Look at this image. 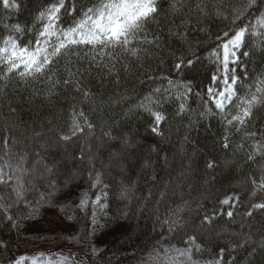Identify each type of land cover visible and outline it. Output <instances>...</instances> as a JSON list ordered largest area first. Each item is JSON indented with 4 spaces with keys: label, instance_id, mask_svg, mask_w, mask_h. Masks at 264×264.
Wrapping results in <instances>:
<instances>
[{
    "label": "trees",
    "instance_id": "1",
    "mask_svg": "<svg viewBox=\"0 0 264 264\" xmlns=\"http://www.w3.org/2000/svg\"><path fill=\"white\" fill-rule=\"evenodd\" d=\"M94 2L79 0L78 6ZM176 2L157 0V13L131 45L138 49L135 56L117 50L115 59L99 66L85 56L87 50L61 57L49 73L52 82L60 81L55 87L47 78L0 80V154L7 139L15 153L27 155L28 167L39 160L44 176L27 202L12 207V220L0 212V264L21 255L27 257L22 264H56L61 255L68 257L65 264H157L149 259L154 249L162 243L184 247L188 235L202 245V261L224 249L223 264H264V210L251 209L253 202H264V193L252 198L249 183L264 172V155L248 159L253 141L246 136H264V109L240 131L219 114L200 117L199 93L216 67L210 56L216 34L234 26V9L244 0H180L173 11ZM39 6L40 0H23L19 10L0 4V34L19 24L29 29L21 39H32ZM260 11L264 0L246 10L244 22ZM244 51L249 55L241 57L242 84H252L264 74V42L250 37ZM182 56L199 58L195 70L174 68ZM65 79L73 83L64 85ZM182 84L191 86L186 97ZM147 96L159 101L152 111L163 116L162 135L152 131L154 117L135 107ZM73 109L85 112L94 129L62 140ZM97 174L100 184L92 188ZM85 192L89 203L81 208ZM102 193L105 207H94L91 200ZM0 195H7L5 186ZM229 195L238 199L221 205ZM178 206L183 210L176 219L188 227L169 232L163 221ZM205 214L215 215L202 225Z\"/></svg>",
    "mask_w": 264,
    "mask_h": 264
},
{
    "label": "snow or ice",
    "instance_id": "2",
    "mask_svg": "<svg viewBox=\"0 0 264 264\" xmlns=\"http://www.w3.org/2000/svg\"><path fill=\"white\" fill-rule=\"evenodd\" d=\"M179 3L180 0H177L172 5L173 11L178 9ZM255 3L256 0H244L241 6L234 9L232 20L234 26L216 34V46L210 52V56L214 57L215 71L210 75L207 87L199 93L204 97V108L200 117L219 114L228 127L237 131L251 119L255 111L264 109V74L257 77L252 84H242L243 78L240 73L241 57L249 55V52L244 51L248 46V39L251 37L264 42V11L258 12L247 23L244 22L246 10L252 8ZM0 4L5 9L19 10L23 7V0H0ZM78 4L79 0H40V6L33 15L31 26L33 38L27 42L21 39V35L29 31L27 26L21 27L17 24L6 28L7 34H0V80L18 76L25 81L47 78L52 82L49 73L53 71L60 58L78 55L82 50H87L85 56L97 66L104 64L106 58L115 59L117 50L135 56L138 49L131 45L144 31L147 21L158 11L157 0H96L90 7ZM198 59L182 56L178 58L174 68L178 72L185 69L195 70ZM69 75L73 74L69 72ZM59 83V80L52 82L53 87ZM70 83H73L70 79L63 81L64 85ZM169 83L172 84L173 81L169 80ZM181 87L185 91L180 95L186 97L187 93L191 92V86L182 84ZM76 90L80 91L79 86ZM154 91L159 92L160 89ZM84 96L88 97L89 93L85 91ZM157 103L158 100L147 96L135 107L144 109L154 117L155 126L152 131L162 135L159 124L163 116L152 111V105ZM181 109L183 110V105ZM85 128L91 132L94 125L85 112L73 109L68 133H62L60 138L69 140L82 134ZM246 136L253 141L248 159H254L256 154L264 155V136L259 140L256 139V132H247ZM227 140L226 136L225 148L230 146ZM40 163L36 160L28 167L27 155L15 153L9 147L7 139L5 140L4 151L0 154V186L6 187L7 195H0V212L7 219L12 220L9 213L15 204L27 202V194L38 191L37 182L44 179L43 174H38ZM208 167L212 168L214 165L210 163ZM52 171L51 168H46L49 175ZM249 183L250 196L258 198L264 193V172L259 177H250ZM54 184L55 181H49L50 187ZM99 184L100 176L97 174L91 187L96 188ZM105 196L106 193L97 194L95 199L91 200V204L94 207L97 205L100 208L105 207L101 202ZM233 199H238V196H226L219 203L230 206ZM88 203V193L85 192L80 199L79 207L84 208ZM251 209L264 210V202H253ZM182 210L178 206L169 213L170 218L163 221L169 225V232L188 227L187 223L180 225L176 219ZM252 214L253 211L247 212L249 216ZM214 215L205 214L201 218V224L210 223ZM227 215L232 217L233 213L228 211ZM183 243L184 247L162 243L159 250L154 249L153 253H150L149 259L157 264H223L224 249H220V256L216 259L202 261L198 257L203 254L204 249L195 235H188ZM26 259L27 257L21 255L13 264H22ZM67 260L68 257L61 255L56 264H65Z\"/></svg>",
    "mask_w": 264,
    "mask_h": 264
},
{
    "label": "rangeland",
    "instance_id": "3",
    "mask_svg": "<svg viewBox=\"0 0 264 264\" xmlns=\"http://www.w3.org/2000/svg\"><path fill=\"white\" fill-rule=\"evenodd\" d=\"M35 261H39V259H34L33 262H35Z\"/></svg>",
    "mask_w": 264,
    "mask_h": 264
}]
</instances>
